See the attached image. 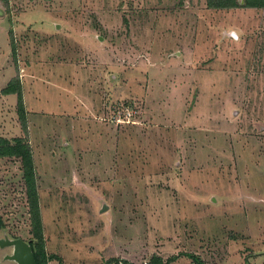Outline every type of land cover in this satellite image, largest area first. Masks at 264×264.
<instances>
[{"label":"rangeland","instance_id":"374dc122","mask_svg":"<svg viewBox=\"0 0 264 264\" xmlns=\"http://www.w3.org/2000/svg\"><path fill=\"white\" fill-rule=\"evenodd\" d=\"M0 136L66 264H264V7L0 0ZM27 195L1 156L0 237L33 238Z\"/></svg>","mask_w":264,"mask_h":264},{"label":"trees","instance_id":"16d2710c","mask_svg":"<svg viewBox=\"0 0 264 264\" xmlns=\"http://www.w3.org/2000/svg\"><path fill=\"white\" fill-rule=\"evenodd\" d=\"M211 8H232L237 6L264 7V0H207ZM7 93H17L19 115L25 130L28 128L27 115L25 112V103L23 91L20 83L15 79L11 80L9 85L4 89ZM18 156L22 161L23 175L27 186V196L29 200V212L31 215V225L33 238L29 240L38 264H49L52 259H57L60 264H66L62 256L57 253H49L44 241V224L39 202V191L36 178V169L34 155L30 143L24 137H15L9 139L0 136V157L1 156ZM5 221L0 214V228H3ZM195 264H205L203 258L197 253H187ZM161 256H153L150 263L165 264ZM119 258L112 256L104 264H119Z\"/></svg>","mask_w":264,"mask_h":264},{"label":"water","instance_id":"95a60500","mask_svg":"<svg viewBox=\"0 0 264 264\" xmlns=\"http://www.w3.org/2000/svg\"><path fill=\"white\" fill-rule=\"evenodd\" d=\"M12 245L14 251L8 257L17 260L19 264H38L29 241L22 237H0V246Z\"/></svg>","mask_w":264,"mask_h":264}]
</instances>
